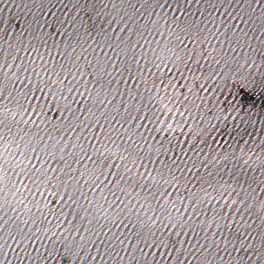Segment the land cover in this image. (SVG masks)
I'll use <instances>...</instances> for the list:
<instances>
[{
    "label": "snow or ice",
    "instance_id": "obj_1",
    "mask_svg": "<svg viewBox=\"0 0 264 264\" xmlns=\"http://www.w3.org/2000/svg\"><path fill=\"white\" fill-rule=\"evenodd\" d=\"M245 3L248 5V7L252 10V12H255V7L256 6H261L264 7V5H261V0H245ZM232 19H237V17H232ZM241 21L244 23H248L249 21H244L243 17H240ZM61 84L66 87L67 91L69 94H79L83 95V92L80 91V86L79 82L73 83L71 80H65V81H60ZM75 115V113H73ZM67 119H71V117H66ZM7 228V223L0 218V264H11V261L8 259V252L10 248H13L11 244L8 243L9 240L13 241L17 246H19L22 243V240H18L15 236H13L11 233L7 234V237H5V229ZM238 243H241L242 245V239L238 238L237 239ZM121 244H123V241H120ZM131 246V245H130ZM146 247H151V245H147ZM15 249V248H13ZM236 251H239L240 249H234ZM23 249H20V252H22ZM141 252H143V249H140ZM87 255V254H85ZM131 255V254H129ZM20 259H23V257H18ZM120 259H123V257H119ZM135 259V257H132ZM97 257L93 256L92 260H96Z\"/></svg>",
    "mask_w": 264,
    "mask_h": 264
}]
</instances>
